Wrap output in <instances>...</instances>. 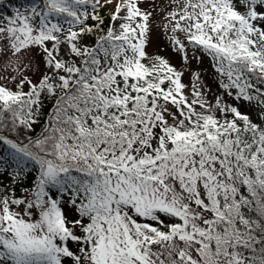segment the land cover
Segmentation results:
<instances>
[{"label":"snow or ice","instance_id":"6c2138e0","mask_svg":"<svg viewBox=\"0 0 264 264\" xmlns=\"http://www.w3.org/2000/svg\"><path fill=\"white\" fill-rule=\"evenodd\" d=\"M147 2L38 0L0 18V177L36 173L0 194V264H264V0H170L179 69L147 51ZM204 57L259 122L207 98Z\"/></svg>","mask_w":264,"mask_h":264},{"label":"rangeland","instance_id":"374dc122","mask_svg":"<svg viewBox=\"0 0 264 264\" xmlns=\"http://www.w3.org/2000/svg\"><path fill=\"white\" fill-rule=\"evenodd\" d=\"M156 3L158 5V8H157V13L154 14V23H153L151 38L147 47V51L149 55H160L168 58L170 62L179 69L181 65V60L169 47V42L162 29V24L164 23V21L162 20L163 12L160 9L163 8L165 5L169 4L170 0H156ZM150 4H151V0H148L147 3L142 4L141 6L144 8H150ZM171 7H175V5H171ZM24 8H20L21 11H23ZM102 10H108V9H102ZM12 13L8 14L5 17L11 16ZM5 64H6V58H0V76L8 75V72L5 71ZM193 67L200 72L201 79L211 89V93L208 94L207 96V98L210 101L214 100V97L216 95H221L224 97L225 101L239 107L242 113L249 114L254 121L259 122L258 120L259 115L257 112V108H255L252 104H249L248 102L234 101L232 98L228 97L224 93V90L218 88L217 75L215 74L214 69L211 67L208 57H204L203 64L199 66L196 65L195 61H193ZM38 78H39V73H37L36 76L33 77L34 80ZM190 79H191L190 75L188 73H185V76L183 77V82L185 84H190ZM9 86L11 87L12 85L9 84ZM25 90H27V88H25ZM50 105H51L50 101H46L44 103V107L41 110V115L39 117V122L41 121V119L44 118V112L48 111ZM47 117L48 115L45 116V121ZM7 178L8 176L0 177V182L6 181ZM70 246L73 248V250H75L74 245H70ZM66 264H68V262H66Z\"/></svg>","mask_w":264,"mask_h":264},{"label":"trees","instance_id":"16d2710c","mask_svg":"<svg viewBox=\"0 0 264 264\" xmlns=\"http://www.w3.org/2000/svg\"><path fill=\"white\" fill-rule=\"evenodd\" d=\"M38 0H5L3 5H0V18L4 17L5 15L11 13L13 10H15L16 8H20V7H27V6H31L33 3H37ZM101 15H103L105 17V27H107L108 25V10H101ZM89 23H94L93 21L89 20ZM95 37H88L86 38V42L91 44L94 42ZM255 108H257V112L258 115L260 114V108L259 106L256 104L255 101H253L251 103ZM44 118L41 119V121L39 123H37L36 125H34V133H32V135H37L41 132L43 125L45 123V116H46V112H44ZM3 149H0V151H2ZM9 171H12L11 169ZM36 173L32 172L31 176H28L27 178H25L21 183H16L13 184L11 181L10 176H8V179H6V181L4 182H0V194L4 193L5 188L7 189V191L9 193L11 192H15V195L17 197H20L23 195V189L25 187H30L31 186V181H32V177L35 176Z\"/></svg>","mask_w":264,"mask_h":264}]
</instances>
